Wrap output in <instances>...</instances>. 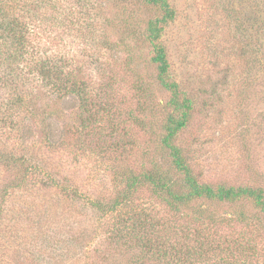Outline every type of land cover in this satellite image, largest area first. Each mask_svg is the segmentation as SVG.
Segmentation results:
<instances>
[{"label": "rangeland", "instance_id": "1", "mask_svg": "<svg viewBox=\"0 0 264 264\" xmlns=\"http://www.w3.org/2000/svg\"><path fill=\"white\" fill-rule=\"evenodd\" d=\"M29 1L47 9L44 0ZM93 1L102 32L118 45L102 50L89 39L92 31L86 38L71 32L64 44L78 67L85 66L89 84L112 79L110 99L98 101L110 107L101 117L92 120L75 95L61 97L25 81L3 84L8 67L0 65V153L38 164L24 181L21 167L0 161V264H172L136 242L112 239L113 224L138 211L156 221L142 234L162 246L186 245L180 228L206 233L215 250L204 264H264V214L248 201L243 210L257 223L237 218L243 206L236 203L210 204L215 219L197 221L192 214L200 201L177 211L147 186L114 217L95 206L117 194L125 172L167 158L160 138L170 95L158 80L151 46L132 44L126 51L121 44L125 21L154 11L139 0ZM170 1L177 17L161 42L172 78L193 100L191 120L176 142L203 181L264 188V0ZM88 23L94 24L93 14Z\"/></svg>", "mask_w": 264, "mask_h": 264}, {"label": "trees", "instance_id": "2", "mask_svg": "<svg viewBox=\"0 0 264 264\" xmlns=\"http://www.w3.org/2000/svg\"><path fill=\"white\" fill-rule=\"evenodd\" d=\"M257 1L262 2L255 0V4ZM65 2L44 0L46 9L45 6L42 8V4L38 6V3L29 0H0V65L8 67L7 77L2 78L3 84L20 86L25 81L35 89L50 90L61 97L75 95L80 103L79 107L87 111L92 120H96L93 118H99L101 114L109 111L110 107L106 103L98 101L107 94L110 99L113 81L111 79V84L108 80L101 87H97L95 83L89 84L84 72L85 66L78 67L76 56L70 54V48L64 44V36H70L71 32H75L76 35L86 38L92 31L89 39L95 38L102 50H111L118 43L113 40L110 33L102 32L101 23L97 20L101 14L100 6H97L93 0L72 2L65 0ZM139 2L145 8L154 11V15L146 18L133 17L125 21V36L123 35L121 44L127 46L126 51H130L132 44L148 43L151 46L150 59L156 65L158 80L170 95L167 102L169 111L160 138L161 147L166 152L167 158L154 162L150 167L145 165L139 171L128 170L122 175L123 177H120L122 188L117 194L105 203L94 201L95 206L104 213L105 217H114V213L121 212L127 207L125 203L136 192L147 186L158 198L166 201L177 211L182 210L181 207H189L200 201L199 208L192 214L197 221L208 223L215 219L209 208L210 204L236 203L243 206L237 218L257 223L254 220L257 216H250L246 210H243V203L248 201L254 209L264 214V188L228 186L203 181L183 148L176 142L179 134L188 126L193 110L192 98L172 78L168 51L161 42L166 24L177 17V9L170 0H139ZM88 12H92L91 16ZM92 14L94 24L88 23ZM87 15L90 18H87ZM105 65L103 62V66ZM135 78L140 82L141 75H135ZM138 89L144 90L143 87ZM144 93L147 94L146 91L142 94ZM10 104L11 102L5 103V108L8 109ZM93 108L94 113L90 112ZM87 126L88 124H85V129ZM0 161L7 166L21 167L24 181H28L29 173H34V169L38 168V164L33 165L25 157L14 154L0 153ZM138 212H128L130 216L127 223L122 221L120 224L116 221L113 224L112 239H115L114 235L124 237L128 242H136L144 253H151L158 260L169 259L172 264H204L203 260L209 258L210 253L215 250L210 247V240L202 230L190 233L183 228L176 233L184 234L186 245L162 246L152 237H148L147 231L145 236L142 234L146 228L154 230L156 221L153 222L150 215L139 216ZM191 241L196 244L192 245ZM144 257L145 254L141 258Z\"/></svg>", "mask_w": 264, "mask_h": 264}]
</instances>
